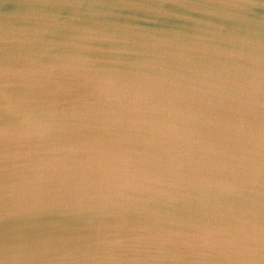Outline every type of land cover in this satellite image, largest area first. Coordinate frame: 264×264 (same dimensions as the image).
<instances>
[{
    "label": "water",
    "instance_id": "1",
    "mask_svg": "<svg viewBox=\"0 0 264 264\" xmlns=\"http://www.w3.org/2000/svg\"><path fill=\"white\" fill-rule=\"evenodd\" d=\"M0 264H264V0H0Z\"/></svg>",
    "mask_w": 264,
    "mask_h": 264
}]
</instances>
